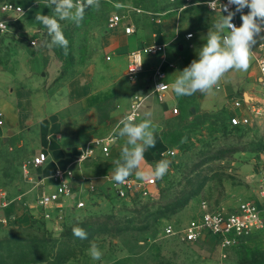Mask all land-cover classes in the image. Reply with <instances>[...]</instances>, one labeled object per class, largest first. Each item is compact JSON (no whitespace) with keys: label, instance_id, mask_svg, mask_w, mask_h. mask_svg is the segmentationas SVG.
Segmentation results:
<instances>
[{"label":"rangeland","instance_id":"obj_1","mask_svg":"<svg viewBox=\"0 0 264 264\" xmlns=\"http://www.w3.org/2000/svg\"><path fill=\"white\" fill-rule=\"evenodd\" d=\"M11 1L22 4L26 11L17 19L7 16L11 32L0 33V80L8 82L6 78L11 73L23 80L22 77L27 76L29 56L42 51L50 59L43 77L49 79V74L56 71L52 81H57L55 86L76 72L99 48V39L107 29L108 17L113 12L122 16L127 14L126 7H130L136 36L145 38V41L168 42L167 53L178 52V45L183 44V56L191 48L199 50L208 29L225 15L212 13L204 5H195L180 16L175 12L162 16L161 32L153 36L150 28L154 21L149 12L167 8L169 4L166 1L99 0L98 9H85L79 26L69 20L60 21L69 41L67 52H71V59H68L64 49L54 46L47 29L35 20L38 14H53L45 6L48 0ZM1 17L3 14L0 13ZM188 32L193 33L190 39L185 38ZM144 58L145 68L132 83L139 78H148L160 63L159 54H145ZM115 59L118 65L123 66V59ZM254 66L252 55L249 70ZM61 72L66 76L62 77ZM38 79L39 84L45 83L46 86V79L43 81L40 75ZM127 80L123 78L130 84L131 81ZM245 80L251 84V80ZM11 85L18 87L19 84ZM142 89L151 92L147 83ZM255 92L262 96L258 90ZM236 95L243 96L247 101L250 93L241 88ZM165 100L170 103L168 98ZM143 102L145 105L137 109V121L144 117L145 112L151 111L156 125L155 134H160L163 142L175 151L174 155L167 157L171 161L167 174L162 179H156L157 191L146 197L136 196L132 201L116 196L112 190L104 189L103 195L88 197L87 191L82 194L77 192V198L81 196L85 201L84 206L68 208L65 220L57 223L55 218L45 219L41 207L34 205L39 191L31 189L24 179L19 158L12 162H0V191L4 192V197H0V206L5 209V216L0 219V240L4 245L0 248V264H222L219 251L211 240L182 243L174 236L163 235V227L171 222L178 229L188 223L199 211L202 201L222 210H232L241 200L254 198L258 177L254 160L264 149V106L262 114L253 118L250 124L233 127L230 124L231 112L226 106L204 110L192 104L191 108L188 105L179 113H168L164 112L165 106L157 95L149 94ZM108 107L104 105L100 108L101 116L107 115ZM182 138H186V142L182 143ZM126 139L115 136L108 155L115 150V143ZM233 146L240 150L215 158L221 148ZM30 151L31 147H27L26 153ZM88 163L85 162V165ZM52 168L53 165L48 164L43 167L42 173L47 175ZM76 168L77 165H74L73 169ZM188 195L185 205L167 210ZM25 213L27 217L23 221L22 214ZM82 221L91 226L87 239L65 233L73 224ZM92 242L102 251L101 260H93L88 254ZM226 262L264 264V229L247 238L243 245L228 250Z\"/></svg>","mask_w":264,"mask_h":264},{"label":"crops","instance_id":"obj_2","mask_svg":"<svg viewBox=\"0 0 264 264\" xmlns=\"http://www.w3.org/2000/svg\"><path fill=\"white\" fill-rule=\"evenodd\" d=\"M192 6L174 14L180 16ZM129 20L134 28L131 15ZM119 26L107 28L99 39V48H96V51L71 77L58 86H55L57 81L52 82L57 75L56 71L49 74V79L43 77L45 67H49L50 59L42 51L34 52L29 56L27 76L22 77L23 80L15 73H11V76L6 78L8 82L0 80V111L3 119V123L0 124V162H12L15 158H19L18 162H22L21 169L24 179L30 184L31 189L38 190L39 194L42 190L41 183L45 184L46 189L53 188V185L50 184L54 169L67 166L71 162V155L79 147L85 146L95 138H101L100 136L106 135L108 132V134L113 133L111 131L113 126L128 113L138 90L142 89L145 83L151 92L142 89L143 101L149 94L157 95L160 99L157 92L152 90L150 79L152 74L145 80L139 78L135 83L129 82L130 84H128L123 81V78L126 77L129 50L153 41H145V38L136 36L134 32L127 34L123 30V24ZM160 26L161 23L153 22L150 28L152 35L155 32L157 36L161 32ZM181 45L183 46V44ZM194 49L191 48L185 56L181 53L185 51L184 46L181 49L178 48L179 53H167L165 49L164 54H159L160 60L164 55L167 60L174 63V67H165V80L168 83V88L163 92L161 98L163 107L165 106L164 112L171 113L172 108L177 107L179 113L188 105L191 108L192 104H196L204 110H217L226 106L232 112L234 109L231 100L243 98V96L236 95L238 89L241 88L250 93L249 100L246 101L243 98L246 102L261 99V95H257L255 92L258 90L261 93L256 66L251 70L248 69L247 72L235 70L228 72L218 83L220 87L214 88L207 94L197 92L191 96H177L172 91V84L179 75V71H182L193 59L197 58L198 50ZM115 57L123 59V66L117 64ZM144 68L145 58L143 60ZM39 75L43 81L46 79L47 84H52H46V86H44L45 83L39 84ZM246 78L251 80V84L245 80ZM11 83L19 85L13 87ZM29 85L30 87H28ZM165 98H168L170 103H167ZM104 105L109 106L108 113L101 116L100 108ZM125 143L126 141L115 143V150L110 155H108L109 151L103 153L97 147L91 158L73 169L78 182L77 192L82 194L87 191L86 196L88 197L89 195H103L104 189L110 190L115 169L114 162L120 158ZM23 145L25 148H21ZM27 147H31L29 154L26 153ZM166 148L170 147L163 142L160 134H155V145L145 151L142 167L144 169L153 168V165L165 158L161 152ZM40 150L47 153L44 165L34 168L27 164L31 157ZM85 162L90 163L85 165ZM25 163L30 175H36V178L42 179L39 183L35 184L27 178L23 169ZM48 164L53 165V168L50 173L44 175L42 169ZM90 184L95 186L97 192L91 193L87 189ZM2 196L4 197V192L0 191V197ZM66 201L68 204L74 203L72 200ZM3 210L5 216V209L3 208ZM26 217L27 213L22 214L23 221Z\"/></svg>","mask_w":264,"mask_h":264},{"label":"built area","instance_id":"obj_3","mask_svg":"<svg viewBox=\"0 0 264 264\" xmlns=\"http://www.w3.org/2000/svg\"><path fill=\"white\" fill-rule=\"evenodd\" d=\"M169 5L167 8L157 11L149 12L152 15L153 21L157 24L161 23L162 16L170 12H180L182 9L203 4L206 9L212 13H223L222 6L228 3V0H214L215 10L209 7L207 0H164ZM127 8V14L119 15L113 12L109 15L107 20V28L117 27L123 24L124 32L129 34L134 32L132 23L129 20L131 11ZM221 8V10H220ZM137 12H141L140 8H132ZM230 9L235 11V5H231ZM26 9L22 4L6 0L0 2V13L3 17L0 18V33L11 32L10 20L7 16H12V19H17L25 13ZM245 13L247 8L243 10ZM240 13L236 12L233 23L239 26L242 21ZM193 33L185 34L186 39H190ZM264 35V33H262ZM156 36V33H153ZM190 37V38H189ZM166 42H149L142 44L140 47L133 48L127 53V68L126 77L129 81L134 82L140 72L143 70V63L137 69L133 70L137 63V58H144L145 54L157 55L164 54ZM254 62L258 70L259 85L261 91V99H255L253 102H246L243 98H233L231 105L234 111L230 114L231 125H247L250 124L253 118L258 117L263 112L264 106V36L257 37V43L252 50ZM166 68L174 67L172 61L167 60L164 55L161 57L160 63L154 67L151 75L152 90L157 92L159 98L163 96V92L167 90L168 83L165 80ZM160 87L158 88V86ZM218 84L215 88L218 89ZM137 97L131 104L129 113L136 115L138 104ZM173 113H178V108L173 107ZM126 114V115H127ZM3 123L2 112L0 111V124ZM115 141V136L111 133L101 138H95L89 141L85 146L79 147L71 155V162L65 167H56L51 174L52 189H46L44 183L41 193L37 197V205L42 209V216L45 219L55 218L57 223L65 220L67 209L79 208L84 206L85 201L82 197L77 198L78 182L73 173V165L82 164L85 160L91 158L95 154V149L100 148L101 152L108 153L109 147ZM175 153L171 148H166L161 152L165 158ZM47 159V153L40 150L27 162L34 168H39ZM258 169V177L256 178L255 195L254 198L241 200L232 210L219 209L210 205L206 201H202L199 206V211L189 220L188 223L176 229L171 222H167L163 227V235L174 236L182 243H195L198 241L211 240L214 247L219 251V259L222 264H228L227 252L228 250L243 245L247 238L264 229V149L254 160ZM24 173L30 181L35 184L42 179L36 178V175H30L26 163L23 165ZM45 187V188H44ZM87 189L91 192H97L95 186L90 184ZM110 190L116 196L132 200L136 196H150L157 191L156 179L151 178L141 181L136 176H130L124 184H119L112 180ZM66 200L74 201L73 204H68Z\"/></svg>","mask_w":264,"mask_h":264},{"label":"clouds","instance_id":"obj_4","mask_svg":"<svg viewBox=\"0 0 264 264\" xmlns=\"http://www.w3.org/2000/svg\"><path fill=\"white\" fill-rule=\"evenodd\" d=\"M207 2L209 7L215 10L214 0ZM231 5H235V11L230 9ZM45 6L50 8L53 14L41 13L35 16V20L47 29L51 43L63 48L67 54L69 41L64 35L60 21L69 20L79 26L84 19L85 9H98L100 4L99 0H48ZM245 8L248 9L246 13L243 11ZM222 10L227 15H222L208 29L204 43L197 51V58L179 71L175 78L172 91L177 96H191L197 92L207 94L228 72L248 71L257 37L264 36V0H228ZM236 12L241 14L242 23L239 26L233 23ZM143 60L144 58L138 57L133 70L142 65ZM136 97L138 106H142L144 96L137 94ZM152 116L153 113L148 111L137 121L136 115L129 113L120 119L113 129V135L127 138L120 158L114 162L112 179L115 182L124 184L133 174L141 181L162 179L167 174L171 163L167 158L159 160L153 168L142 167L145 151L155 145L156 125ZM181 142H186V138H182ZM73 235L83 240L87 239L88 234L77 226L73 227ZM88 254L97 261L101 260L103 255L95 242L90 244Z\"/></svg>","mask_w":264,"mask_h":264},{"label":"trees","instance_id":"obj_5","mask_svg":"<svg viewBox=\"0 0 264 264\" xmlns=\"http://www.w3.org/2000/svg\"><path fill=\"white\" fill-rule=\"evenodd\" d=\"M67 58L68 59H71V52H67ZM65 59V58H64ZM64 61V60H63ZM65 64H68V63H65ZM68 68V67H67ZM65 69V68H64ZM75 73V72H74ZM73 73V74H74ZM72 74V75H73ZM71 75V76H72ZM61 76L62 77H64V76H66V74L64 75V74H62V72H61ZM70 76V77H71ZM69 78V77H68ZM67 78V79H68ZM231 126H233V127H237V126H240V125H231ZM238 150H240L239 148H237V147H228V148H221L219 151H217V153L215 154V158H222V157H225L226 155H229V154H231L232 152H235V151H238ZM193 194V192H191V195ZM188 199H189V195L188 196H186L185 198H183V200H181V202H175V204L173 205V207L172 208H167V210L168 211H172L173 209L175 210L176 208H178V207H181V206H183V205H185L186 203H187V201H188ZM125 200V199H124ZM133 200V199H132ZM132 200H126V201H132ZM167 205V207H169L170 205H168V204H166ZM89 223H85V222H78V223H76V224H73L70 228H68L67 230H66V234H72L73 233V227H81V228H83L86 232H88V230L91 228V226H89L88 225ZM19 242H17V243H14L15 245H17ZM4 245L2 244V242H1V240H0V248H2Z\"/></svg>","mask_w":264,"mask_h":264},{"label":"water","instance_id":"obj_6","mask_svg":"<svg viewBox=\"0 0 264 264\" xmlns=\"http://www.w3.org/2000/svg\"><path fill=\"white\" fill-rule=\"evenodd\" d=\"M183 46L181 44L178 45V48L181 49ZM143 90L139 89L138 90V94L142 95ZM4 217V210L2 207H0V219H2Z\"/></svg>","mask_w":264,"mask_h":264}]
</instances>
